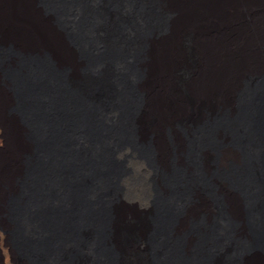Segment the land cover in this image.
Returning a JSON list of instances; mask_svg holds the SVG:
<instances>
[{
  "label": "bare ground",
  "instance_id": "obj_1",
  "mask_svg": "<svg viewBox=\"0 0 264 264\" xmlns=\"http://www.w3.org/2000/svg\"><path fill=\"white\" fill-rule=\"evenodd\" d=\"M0 17V264H132L147 235L137 264H264V0H0ZM127 163L151 191L134 229Z\"/></svg>",
  "mask_w": 264,
  "mask_h": 264
},
{
  "label": "rangeland",
  "instance_id": "obj_2",
  "mask_svg": "<svg viewBox=\"0 0 264 264\" xmlns=\"http://www.w3.org/2000/svg\"><path fill=\"white\" fill-rule=\"evenodd\" d=\"M2 23H3V20L0 17V76L4 75V76L10 77V78L16 80V77L14 76V74L11 71H9L7 68H5L4 66L1 65V62L4 61L6 58H8L12 55H16L14 53V48L10 45L9 40L5 36V33H3ZM40 61L44 62L45 64H47V66H49V61L47 58L41 59ZM21 62H22V60H21ZM56 72L60 76V82H61L62 86L69 85L71 88H73L72 85L70 84V80L68 79V76L65 72H62V71H56ZM86 73H88V72H86ZM18 94L23 95V93L20 92V90H19ZM22 112H23V107H22ZM22 114H24V116L27 117V114L25 115V110ZM26 120H28V122H29L28 118H26ZM255 120H256L257 127L262 128V123H261L259 114L257 115ZM127 167H128V171H129V177H130L129 180L130 181H129L128 185L125 187V188H127V190H125V194L122 198V202H123V206H124L123 210H124V213L126 214L125 220L127 221V224H128L127 228L128 229H132V228L134 229L135 227H142V222L148 217L149 206L147 203V197L151 194V191H150V187L148 186V183L147 184L145 183L146 182L145 181L146 176L144 174H142L137 169V167L135 165L127 163ZM230 167H231V165H229L228 168H230ZM233 168L234 167H232L230 169V171L234 170ZM227 171H229V170H227ZM223 175L226 176L227 173H224ZM205 182H207V180ZM144 192H146V193L144 194ZM10 204L12 205L11 206L12 212H11L10 219L13 222V226H14L12 229V232H11V239H12V242H13L14 246L16 247L17 251L21 254L23 245L21 244L20 241H22V243H23V238L21 237V232H20V228H19V221L17 220L18 219L17 210H16L15 203L13 200H11ZM248 211H250V208H248ZM201 223H202L201 220H197L196 222L192 223V226H191L192 229H190V231L192 230L193 232L196 233L198 231V228L200 227ZM183 240H184V238H182V241ZM150 248H151V245L149 242V237L147 235L145 239L140 240L136 244L135 252L133 251V253L130 255L131 256V263L137 264L139 261H141L143 259L144 255L149 252ZM218 258H220V257H217V252L213 251L205 257L204 264H220L221 262L220 263L217 262V261H219ZM222 263H226V262H222ZM98 264H100V263H98ZM114 264H117L116 256L114 258Z\"/></svg>",
  "mask_w": 264,
  "mask_h": 264
}]
</instances>
